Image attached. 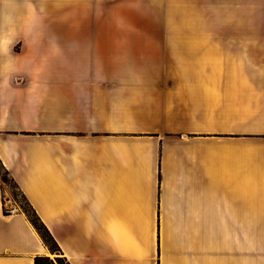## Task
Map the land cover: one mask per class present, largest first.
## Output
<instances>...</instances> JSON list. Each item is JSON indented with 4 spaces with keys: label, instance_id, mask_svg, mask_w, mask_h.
I'll list each match as a JSON object with an SVG mask.
<instances>
[{
    "label": "crops",
    "instance_id": "0c3cea01",
    "mask_svg": "<svg viewBox=\"0 0 264 264\" xmlns=\"http://www.w3.org/2000/svg\"><path fill=\"white\" fill-rule=\"evenodd\" d=\"M0 166L67 264H264V0H0ZM5 193L0 264H34Z\"/></svg>",
    "mask_w": 264,
    "mask_h": 264
},
{
    "label": "rangeland",
    "instance_id": "374dc122",
    "mask_svg": "<svg viewBox=\"0 0 264 264\" xmlns=\"http://www.w3.org/2000/svg\"><path fill=\"white\" fill-rule=\"evenodd\" d=\"M123 17H128L127 13L122 14ZM124 20V19H122ZM161 17L159 14H154V19L151 23L145 22L139 24L138 27H123L125 24H131L130 21H122L121 23L116 22V25H122L121 27H106L101 29L100 37L98 36L97 30H90V40H164V30L161 28L160 23ZM147 25V26H144ZM0 181L5 189L4 197H8L9 201L23 210L25 213L30 215V210L28 208L27 202L21 193L17 190L16 186L12 183L11 179L8 177L7 173L0 167ZM47 252L51 256H46L52 260L55 264H67V262L62 259L63 257L59 252ZM52 257V258H51ZM58 258L61 260L58 261Z\"/></svg>",
    "mask_w": 264,
    "mask_h": 264
},
{
    "label": "trees",
    "instance_id": "16d2710c",
    "mask_svg": "<svg viewBox=\"0 0 264 264\" xmlns=\"http://www.w3.org/2000/svg\"><path fill=\"white\" fill-rule=\"evenodd\" d=\"M27 205H28V203H27ZM28 208L30 210V215L25 213L23 210H22V212L26 215L28 221L31 223V225L34 227V229L36 230V232L40 236L45 247L50 252H52V253L53 252H59L61 255V251H60L57 243L55 242V240L53 239V237L51 236V234L49 233L47 228L43 225L42 222H40L38 220L37 216L35 215L34 211L29 207V205H28ZM62 259H64V258H62ZM60 260L61 259L58 258V261H60ZM34 264H55V263L52 260H50L49 258H47L46 256H36L34 258Z\"/></svg>",
    "mask_w": 264,
    "mask_h": 264
},
{
    "label": "bare ground",
    "instance_id": "6f19581e",
    "mask_svg": "<svg viewBox=\"0 0 264 264\" xmlns=\"http://www.w3.org/2000/svg\"><path fill=\"white\" fill-rule=\"evenodd\" d=\"M47 256H51V255L48 253ZM51 258H52V257H51Z\"/></svg>",
    "mask_w": 264,
    "mask_h": 264
}]
</instances>
